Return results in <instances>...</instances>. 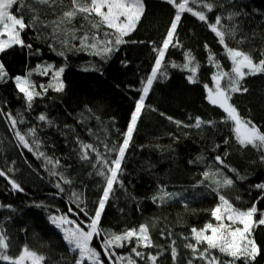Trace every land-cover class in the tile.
Instances as JSON below:
<instances>
[{
	"label": "trees",
	"instance_id": "1",
	"mask_svg": "<svg viewBox=\"0 0 264 264\" xmlns=\"http://www.w3.org/2000/svg\"><path fill=\"white\" fill-rule=\"evenodd\" d=\"M212 2L214 9L207 13L209 22L221 16L225 27H235L237 38L244 39L239 47L251 50L258 59L259 50L264 48V0ZM23 4L22 9L14 7L13 11L24 16L26 23H30L34 14L39 15L34 26L22 33L25 43L32 48L9 49L0 54V62L10 77L25 75L39 64L64 67L65 89L60 93L50 89L28 109L11 79L0 83V170L6 173V178L0 177V231L9 237L12 256L27 245L45 256L44 264H74L76 254L69 250L50 217L66 215L77 222L85 219L82 213L74 214L79 209L73 193L79 194L80 208L89 216L94 215L105 180L96 174L100 165L96 164L95 153H91V161L82 160L80 145L91 144L102 155L115 158V153L106 151L105 146L111 149L122 143L142 94V82L154 66L153 49L159 48L165 39L175 10L167 0H144V15L136 30L125 38L129 42L120 45L110 58L101 59L89 51H78V40L69 38L70 44L77 48L63 45V32L53 34V22L67 10L66 5L57 3L50 8L35 0H23ZM231 13L239 15L228 20ZM80 23L77 17L74 24L78 27ZM81 34L77 32V36ZM175 36L178 46H170L165 55V63L169 65L167 78L154 82L126 150L118 175L123 187L120 183L114 184L100 220L102 229L115 233L148 224L154 247L139 250L146 256L163 252L157 264H188L192 259L191 250L185 247L190 241L185 237H190L192 227L199 229L211 219L210 210L218 203L213 191L216 185L210 184V180L201 183L204 171L220 169L233 179L232 187L220 191L236 207L246 209L255 203L258 209L264 210V189L256 187L264 184V160L261 159L264 153L251 146L242 148L230 126L221 123L225 115L222 110L205 99L204 84L212 86L211 76L216 71L209 63V50L223 69L229 71L231 65L224 49L207 25L188 13L182 15ZM228 43L237 46L235 41ZM59 52L64 55H58ZM188 52L200 65L197 83L188 82L187 71L170 66L172 63L183 65ZM32 80L38 85L47 84L50 76L34 72ZM242 86L247 91L234 94L231 102L241 117L250 119L264 131V74L246 77ZM8 113L23 123L13 129ZM42 114L47 118L45 121L38 119ZM197 117L214 121L215 126L185 127L194 124ZM30 129H35V136L30 135ZM16 131L25 135L32 152L19 142ZM216 156L236 172L217 163ZM61 176L71 183H64ZM9 179L23 191L13 189ZM57 184L63 188L62 192ZM161 188L178 195L163 204L154 203L153 197ZM254 238L261 250L254 264H264V225L255 228ZM173 246L177 250L175 261L171 256ZM93 247L101 251V259L108 264L98 239L94 238ZM116 252L131 254L128 247ZM134 259L137 264H151ZM194 264L201 261L196 260Z\"/></svg>",
	"mask_w": 264,
	"mask_h": 264
},
{
	"label": "snow or ice",
	"instance_id": "2",
	"mask_svg": "<svg viewBox=\"0 0 264 264\" xmlns=\"http://www.w3.org/2000/svg\"><path fill=\"white\" fill-rule=\"evenodd\" d=\"M35 3L48 5L50 8L57 3L66 5L67 10L63 11L58 19L53 22L55 25L52 30L53 34L63 32L65 36V39L61 41L63 45L77 48L75 44H70L69 38L78 40V51H89L90 54L98 55L101 59L110 58L111 53L118 51L120 45L129 42L125 38L136 30L145 11L144 0H35ZM167 3L172 5L175 10L174 19L161 46L153 49L156 53L154 66L142 82L143 86L140 89L142 94L136 102L125 137L118 147L108 149L105 146L106 151L115 153V158L109 159L102 155L91 144L81 143L80 145L82 150L80 158L91 161V153H95L96 164L100 165L96 168V174L105 180L102 197L97 202V210L94 215L89 216L85 209L80 208L82 201L79 200V194L73 193L74 203L79 209V212L74 214L80 215L82 213L85 219L77 222L69 219L66 215L50 217L51 223L63 234V240L69 246V250L76 254L77 259L74 264H85V262L87 264H105L104 260L101 259V251L93 247L94 238L100 241V248L108 264H137L134 257L150 261L151 264H157L158 256L163 254L160 252L156 255L148 254L146 256L144 252L139 250L154 247L148 224H141L138 228L125 229L121 233H115L102 229L100 220L114 184L120 183V186L123 187L122 182L118 180V175L121 173V165L138 119L145 107V99L155 81L159 78H167L169 65L165 63V55L170 46H178L175 34L183 14L188 13L207 25L210 31L215 34L218 43L224 49L226 59L231 65L230 70L225 71L220 62L216 60L215 55L209 50L208 60L216 71L211 76L212 86L204 84L205 99L210 105L222 110L225 115L221 123L230 126L235 141L242 148L251 146L253 149L264 153V131H261L250 119L241 117L238 109L231 102L234 94L247 91V88L242 86V81L246 77L264 74V48L259 50V58L257 59L251 50L245 51L239 47L244 43V39L237 38L235 27H225L221 16H215L214 21L209 22L207 13L214 9L212 0H167ZM14 7L17 10L22 9L24 7L23 0H0V54L14 47L32 48L31 44L25 43L22 33L27 28L34 26L39 15L34 14L30 23H26L24 16L13 11ZM31 10L36 13L35 9ZM237 15L239 13H231L227 19L233 20ZM77 17L81 20L78 27L74 24ZM68 25H72V27L69 28ZM77 32L82 34L77 36ZM229 40L235 41L237 46H230ZM131 42L135 43V41ZM205 47L207 48V45ZM58 55L63 56L64 52H59ZM185 61L183 65L172 63L170 66L187 71L189 73L188 82L197 83L200 65L190 52L185 54ZM84 70L88 71L89 69L85 68ZM64 71V67L57 68L51 64H39L25 75L10 77L4 63L0 62V83H6L8 79H11L17 92L22 94L21 98L25 101L27 108L31 109L34 100L42 98L50 89L57 93L64 91L65 84L62 79ZM34 72L40 76H50V82L38 85L32 80ZM7 115L13 129L18 123H23L22 119L18 121L11 113ZM38 119L45 121L47 118L42 114ZM176 123L180 124L179 121ZM204 125L214 127L215 122L203 121L197 117L194 124L185 125V127L201 129ZM29 133L35 136V129H30ZM16 136L24 148L28 149L29 152L33 151L25 135L16 131ZM225 143L228 141L225 140ZM36 147L38 148L39 144ZM39 155L43 156V153H39ZM198 159H203V157H198ZM261 159L264 160V155L261 156ZM215 161L224 167H229L224 165V160L220 156H216ZM48 163H52V161L49 160ZM93 166L96 167V165ZM229 171L236 172L230 167ZM53 174L55 175V173ZM4 176L6 173L0 170V177ZM202 176L201 183L204 180H210V184L216 185L213 191L217 195L218 203L210 210L211 219L199 229L192 227L190 237H185L190 241L185 244V247L190 249L192 253V259L188 261V264H194L196 260L201 261V264H254L261 251L255 241L254 230L257 226L264 225V210L258 209L255 203L246 209L236 207L220 191V189L230 188L234 184L233 179L226 176L220 169L206 170ZM239 178L243 179V177ZM60 179L66 184L71 183L63 176ZM9 183L13 189L23 191L14 180L9 179ZM56 187L61 192L63 191L60 184H57ZM256 187L264 189V184L256 185ZM177 195L161 188L159 193L153 197V202L163 204L168 199H175ZM258 213L259 218H257ZM174 243L173 241V245ZM125 247L130 249L131 254L120 255L116 252V249ZM9 248V237L0 231V262L3 264H44L45 262L44 255L29 249L27 245H24L16 256L9 254ZM171 256L175 261L177 250L174 246L171 248Z\"/></svg>",
	"mask_w": 264,
	"mask_h": 264
},
{
	"label": "rangeland",
	"instance_id": "3",
	"mask_svg": "<svg viewBox=\"0 0 264 264\" xmlns=\"http://www.w3.org/2000/svg\"><path fill=\"white\" fill-rule=\"evenodd\" d=\"M69 218V217H68ZM70 219V218H69ZM75 220V219H74ZM66 227H69V225H66Z\"/></svg>",
	"mask_w": 264,
	"mask_h": 264
},
{
	"label": "water",
	"instance_id": "4",
	"mask_svg": "<svg viewBox=\"0 0 264 264\" xmlns=\"http://www.w3.org/2000/svg\"><path fill=\"white\" fill-rule=\"evenodd\" d=\"M4 178H6V177L4 176Z\"/></svg>",
	"mask_w": 264,
	"mask_h": 264
}]
</instances>
